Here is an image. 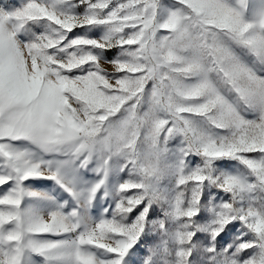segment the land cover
Masks as SVG:
<instances>
[{"label":"snow or ice","instance_id":"snow-or-ice-1","mask_svg":"<svg viewBox=\"0 0 264 264\" xmlns=\"http://www.w3.org/2000/svg\"><path fill=\"white\" fill-rule=\"evenodd\" d=\"M0 264H264V0H0Z\"/></svg>","mask_w":264,"mask_h":264}]
</instances>
